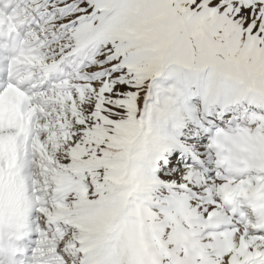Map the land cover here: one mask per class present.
Masks as SVG:
<instances>
[{
	"label": "snow or ice",
	"instance_id": "1",
	"mask_svg": "<svg viewBox=\"0 0 264 264\" xmlns=\"http://www.w3.org/2000/svg\"><path fill=\"white\" fill-rule=\"evenodd\" d=\"M0 264H264V0H0Z\"/></svg>",
	"mask_w": 264,
	"mask_h": 264
}]
</instances>
